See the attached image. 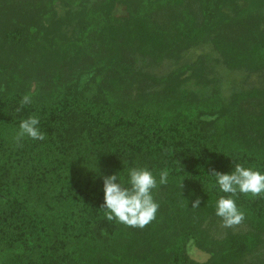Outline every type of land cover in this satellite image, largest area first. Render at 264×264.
<instances>
[{"label":"trees","instance_id":"16d2710c","mask_svg":"<svg viewBox=\"0 0 264 264\" xmlns=\"http://www.w3.org/2000/svg\"><path fill=\"white\" fill-rule=\"evenodd\" d=\"M84 10L78 44L62 42L55 59L0 14V264H264V195L239 194L242 228L218 238L214 205L226 194L208 175L234 161L264 171V88L182 91L210 83L203 56L163 77L138 68L208 45L228 70L264 74V0H95ZM24 95L32 103L17 113ZM33 114L45 140L15 141ZM131 163L157 180L169 172L142 228L107 219L91 172L126 180Z\"/></svg>","mask_w":264,"mask_h":264},{"label":"rangeland","instance_id":"374dc122","mask_svg":"<svg viewBox=\"0 0 264 264\" xmlns=\"http://www.w3.org/2000/svg\"><path fill=\"white\" fill-rule=\"evenodd\" d=\"M70 1L11 0V2L6 3L4 8L0 4V14L5 15L6 23L10 27L17 25L27 28L37 44V51L42 49L48 58L55 59V53H59L58 49L63 45L62 42L65 41V46L69 43L70 45L78 44L79 39L77 37L84 22L82 10L83 8L87 10L95 0H82V2H80L81 0H72L71 5ZM81 3L85 5L83 8ZM4 10H7V14L4 13ZM115 14L118 16L126 15L125 8L117 6ZM202 56L205 57V62L208 63L211 70L209 72L210 83L201 86L196 81L191 80L182 86V91L208 96L216 88L225 97H230L233 93L264 88V74L228 70L215 61L217 55L208 45L184 53L179 60H165L160 64L148 60H139L138 68L157 77H163L172 73L182 63L195 61ZM63 58L65 59V54ZM240 225L234 224L225 227L224 224H219L212 228V231L216 237L220 238L226 234L227 230H240L242 228ZM189 254L198 262H206L209 258L207 254L195 246H190Z\"/></svg>","mask_w":264,"mask_h":264},{"label":"clouds","instance_id":"9594fccd","mask_svg":"<svg viewBox=\"0 0 264 264\" xmlns=\"http://www.w3.org/2000/svg\"><path fill=\"white\" fill-rule=\"evenodd\" d=\"M32 103L30 95H24L16 112H20L25 105ZM28 138L36 141L45 140V133L40 127L38 115H29L19 122L15 141ZM234 161V160H233ZM96 171H91L102 178L103 203L100 208L105 210L109 220H117L129 226L144 227L155 219L159 209V203L154 199L153 190L168 183L169 172L161 170L157 175L146 166L135 165L127 168V179H121L115 172L111 175H103L98 165ZM214 177L212 188L218 189L219 193L215 200L214 213L221 218L225 227L239 224L244 219V212L238 207L236 198L239 194L253 197L264 195V171L253 167H247L234 161L230 172L212 170ZM182 186V184H181ZM201 199L197 196L191 201L192 208L201 207Z\"/></svg>","mask_w":264,"mask_h":264}]
</instances>
